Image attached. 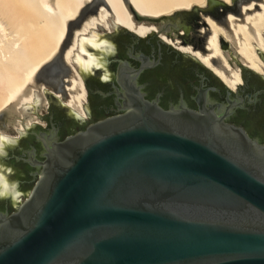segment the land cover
Wrapping results in <instances>:
<instances>
[{"label":"water","instance_id":"obj_1","mask_svg":"<svg viewBox=\"0 0 264 264\" xmlns=\"http://www.w3.org/2000/svg\"><path fill=\"white\" fill-rule=\"evenodd\" d=\"M124 1L139 23L169 16ZM102 4L87 3L67 35ZM126 93L123 113L37 137L39 175L16 211L0 213V264H264V145L206 98L195 111Z\"/></svg>","mask_w":264,"mask_h":264},{"label":"flooded vegetation","instance_id":"obj_2","mask_svg":"<svg viewBox=\"0 0 264 264\" xmlns=\"http://www.w3.org/2000/svg\"><path fill=\"white\" fill-rule=\"evenodd\" d=\"M252 1L231 0L229 4L208 1L204 9L173 13L157 22L146 23L159 27L160 31H152L144 37H137L121 26L111 30L98 27L97 41H105L102 46L104 50L88 46L99 66L86 71V77L81 79L85 99L80 109L68 103L70 93L75 94L81 89L72 88L73 78L70 77H76L74 71L77 66L65 60V53L72 44L76 29L83 25L89 14L72 25L58 61L38 78L39 82L45 84L41 85L46 87L43 92L50 97H47L44 111L39 112L36 115L38 119L32 122L24 121L31 112L9 121L10 126H17V135L13 140L8 137L9 140L0 148V176L7 184L6 189L0 192V213L11 214L16 211L39 175L40 167L31 163L32 160L43 159V148L37 137L51 133L62 140L92 123L123 113L120 106L127 97L126 91L137 90L145 99L156 102L163 109L177 108L183 103L187 108L198 111L206 98V106L213 104L215 112L226 113V123L242 128L250 139L264 145V77L251 71L239 57L237 39L228 18L231 12L237 15H233L234 23H244L245 17L250 15L245 13L253 11V14L260 9V4ZM242 2L248 3L245 7L250 4H255V7L244 11ZM207 18L214 20L227 33L230 39H219L221 52L231 68L237 65L239 72L241 70V81L228 97L227 85L221 78L202 64L198 57L179 49L189 47L202 55H211L208 38L212 31ZM162 35L178 43V46L159 42ZM211 58L214 67L226 75L230 74V69L220 58ZM118 73L125 78L124 85L117 81ZM1 118L2 126L5 123Z\"/></svg>","mask_w":264,"mask_h":264},{"label":"bare ground","instance_id":"obj_3","mask_svg":"<svg viewBox=\"0 0 264 264\" xmlns=\"http://www.w3.org/2000/svg\"><path fill=\"white\" fill-rule=\"evenodd\" d=\"M93 0H0V112L20 105L21 109H32L40 102L35 92H29L39 71L52 61L60 51L67 37L68 23L77 19L81 9ZM107 5H100L96 14H90L83 25L76 29L71 46L65 53L68 63H75L78 71H91L99 66L97 58L88 50V46L102 49L105 41H97L98 27H125L144 37L157 30L153 25L137 23L128 10L124 0H105ZM212 0H127L133 9L142 15L160 17L177 11L201 9ZM224 4L231 0H220ZM264 1V0H263ZM264 3V2H263ZM255 13L247 15L245 22L234 25L235 17L229 14V21L237 39V53L242 61L255 73L264 74V60L258 51L264 53V4ZM255 7L250 4L246 8ZM212 34L208 38L211 55H202L189 47H179L181 51L198 57L200 62L210 68L230 89L241 81L238 69L233 70L221 52L219 39H230L227 33L214 20L206 19ZM6 29L10 31L6 33ZM11 37V38H8ZM162 38L167 43L178 46L176 42ZM107 44V43H106ZM178 48V47H177ZM85 53L87 57H83ZM220 58L230 72L214 67L211 57ZM97 62V63H96ZM74 66V67H75ZM72 79V88L80 91L72 94L68 101L73 108H79L85 99V90L79 76ZM79 89V88H78ZM28 91V92H27ZM80 109V108H79ZM0 148L8 136L0 134ZM6 181L0 176V192L6 189Z\"/></svg>","mask_w":264,"mask_h":264},{"label":"rangeland","instance_id":"obj_4","mask_svg":"<svg viewBox=\"0 0 264 264\" xmlns=\"http://www.w3.org/2000/svg\"><path fill=\"white\" fill-rule=\"evenodd\" d=\"M252 2H258L259 4H262L264 1L263 0H253ZM242 4V6H247V4L248 3H244V2H242L241 3ZM264 4V3H263ZM252 12L253 11H251V12H247V13H245V14H252ZM256 12V11H255ZM229 14H233V13H229ZM90 15V14H89ZM88 15V16H89ZM235 17H237V15H235V14H233ZM244 16H246V15H244ZM236 22V21H235ZM239 23H243V21H238ZM234 24H238V23H234ZM10 30L9 29H6V33H8ZM8 38H11V37H8ZM54 60V59H53ZM52 60V61H53ZM264 60V59H263ZM52 61H50L48 64H46L40 71H39V76L40 75H44V74H46L47 72H48V68L50 67V66H52L51 64H52ZM232 69L233 70H236L237 69V65H232ZM37 74V75H38ZM261 77H264V74H262V75H260ZM37 77V76H36ZM70 78H74V76L73 75H71V77ZM44 85L45 86V84L44 83H42V82H39L36 78H35V80H34V83H33V86H31V89H30V91L29 92H35V94L40 98V102L37 104V105H35V107H33L32 109H28V110H26V111H23L22 109H21V106L20 105H15V106H13L12 108H7V109H5V110H3V111H1L0 112V116H2V118H1V120H3L4 121V125H0V133L1 134H4V135H7L10 139H16V135H17V132H16V130H15V127H16V129H17V126L15 125V124H13L14 126L12 127V126H10L9 125V121L10 120H12V119H14L16 116H20V117H24V115H25V112H31L30 114H28V116L26 117V118H24V121L27 123V122H32V121H35V120H37L38 118L36 117V115H38L39 114V112H43L44 111V109H45V107H46V105H47V103H48V99H47V97H46V95L44 94V92L43 91H45V88L44 87H41V85ZM49 88V87H48ZM49 89H51V88H49ZM28 92V91H27ZM74 95V93H70V96L71 95ZM76 94V93H75ZM37 113H36V112Z\"/></svg>","mask_w":264,"mask_h":264},{"label":"snow or ice","instance_id":"obj_5","mask_svg":"<svg viewBox=\"0 0 264 264\" xmlns=\"http://www.w3.org/2000/svg\"><path fill=\"white\" fill-rule=\"evenodd\" d=\"M3 138H0V140H2Z\"/></svg>","mask_w":264,"mask_h":264}]
</instances>
